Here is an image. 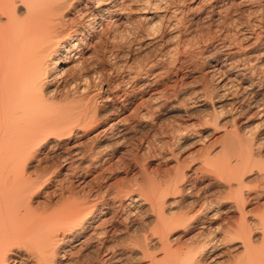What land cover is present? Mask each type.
Listing matches in <instances>:
<instances>
[{
    "label": "bare ground",
    "instance_id": "obj_1",
    "mask_svg": "<svg viewBox=\"0 0 264 264\" xmlns=\"http://www.w3.org/2000/svg\"><path fill=\"white\" fill-rule=\"evenodd\" d=\"M237 1H228L224 9L242 8L256 0ZM159 2L0 0V264H121L120 259L127 258L124 253L134 246L145 264H264V207L255 206L254 212L251 209L255 207H249L253 204L245 203L264 194L244 190L249 170L258 168L254 175H262L264 183V162L256 159L260 155L257 136L245 139L236 129L232 130L234 135L231 130L224 131L234 139L227 136L225 142L230 144L221 145V152L213 159L206 154L204 166H200L208 168H203L208 171V184L227 191L234 202L225 197L215 208L204 211L200 204L190 217H168L164 202L168 195L176 204L184 202L186 192L194 191V186L184 182L189 173H182L157 193L154 190L145 195L132 196L122 189L108 188L81 193L73 190L74 185L86 184L88 173L98 172L99 176L106 170L115 146L148 127L145 124L152 119V110L176 99L177 82L183 78L178 71L190 59L193 43L203 45L199 56L207 62L210 77L216 82L203 86L201 93L189 92L193 96L187 100L200 104L196 107L209 103L214 122L227 112L235 126L236 119L251 108L264 122V50L245 53L247 47L264 43V33L244 28L239 37L232 36L217 25L225 15L220 16V0H211L202 19L218 33L213 47L207 49L212 42L209 39L198 42L190 35L193 39L182 41L179 34L170 37L176 38L174 44H168L163 32H150L160 24L173 27V19L181 11L167 12ZM127 35L132 36L133 50L154 47L158 55L135 63L128 48L125 53L113 50L120 41L126 43L121 39ZM185 51H189L188 57H182ZM167 61H172V68L165 67ZM136 99H141L143 107L140 113L134 111V119H138L133 127L137 131L129 124L130 119L116 118L94 134L88 150L76 145L74 138L79 132L84 134L104 117L118 116ZM113 101H118L117 106H112ZM185 131L177 129V141L188 140ZM260 136L264 138V129ZM204 140L205 136L196 142ZM47 161H55L53 167L42 168ZM51 183L61 188L57 206H34L35 195ZM143 209L156 213L151 229L154 238H141L134 246L116 245L115 225L139 216ZM188 235L200 240L182 250L181 241ZM231 252L237 255L229 257Z\"/></svg>",
    "mask_w": 264,
    "mask_h": 264
},
{
    "label": "rangeland",
    "instance_id": "obj_2",
    "mask_svg": "<svg viewBox=\"0 0 264 264\" xmlns=\"http://www.w3.org/2000/svg\"><path fill=\"white\" fill-rule=\"evenodd\" d=\"M150 1L152 3V1L155 0H150ZM159 1L163 2L161 3V5H164L165 9L167 8L166 9L167 12H171V10L177 8L176 10L181 11V13L176 12L177 14L173 20H175L177 23L175 21H174L175 23L173 22L175 25L171 27L172 29L165 28L163 25L160 24L161 26L160 25L157 26L158 27L160 26L161 28L160 27L158 28L156 26L157 28L155 27V30H152L151 32L149 31L150 33L153 32L154 34L153 33L152 34L155 35V32L156 33L158 32V34L159 32H163L164 36L163 35L162 36L164 37V41L169 42L168 44L175 43L176 38H170V37L175 36L176 34H179L180 38H182V41H184L185 38L186 39L188 38V40L193 39L190 38L193 35V37L194 38L196 37L197 40L199 39L203 41L209 39V42L211 41L212 42L209 44V47H207V49H211L213 47L211 46L212 43L214 44L215 41L219 38L218 33L214 31L215 26H212V28L210 27L211 28L210 29L208 24L204 22L206 20L202 19L204 18L205 14L208 13L209 11L208 8L210 5L208 4L211 3L210 2L211 0L210 1L208 0L210 3L209 2L207 3V0L206 2L205 0H203L204 2L202 0H159ZM228 1L232 2L233 4L234 3L237 4L236 2H238L237 0H232V1L220 0V2L217 4L219 6L221 4L220 7H222V10L220 11V16L222 17L224 14L225 15L222 17L224 18L223 20L220 17L221 18L220 20L224 23L222 24V22L220 21V23L217 24L218 26L220 24L221 25L220 27H225L228 31H230L232 36L235 35L234 37L236 36L239 37L240 34L239 31L243 30L244 28L250 31H254V33L257 32L261 33V31L264 33L263 31L264 30V0H256L254 1L253 4H250L248 6H243L242 8H240L241 6L236 7L234 5L237 9L235 7H231L232 9H230V7L229 8L225 7L224 9V6H226L225 4H227ZM198 2L201 3L202 7ZM178 8L181 9L179 10ZM130 18L132 19V22L135 24L134 15L131 14ZM130 27L132 28L133 26ZM157 29H159L160 31ZM167 29L170 30L168 31ZM130 37L132 36L129 35L128 37H125L124 40L121 39L122 41H124V43L126 42L125 44H123V42L120 43L121 41L119 42L118 40L119 42L118 45L121 44V46L118 45L113 46V50L116 49L115 51L119 53H125V51H128L129 49L128 53L131 51L129 55L133 57L132 59L133 62L135 63L143 62L147 60L148 57H149L148 60L154 59L158 55L156 54L158 53V51L154 47L146 48L143 46L144 48H141L139 51L133 50L132 49L133 43L130 41L132 40V38ZM118 42L116 41L115 43L117 44ZM122 44L124 46H122ZM128 44H130V47ZM193 44H191L192 46L190 52L188 51L189 54H191L190 59H187V62H185V64L183 65L184 67H180L182 70L179 69L178 71V75H183V78L181 81L177 82L178 89H176L175 91L177 92L176 93L177 97L174 96L176 99L168 100L170 103L168 102L167 106L158 109L159 111L152 110V115H151L152 117H150V119L151 118L152 119L150 121H148L149 119H147L148 122L145 124L148 127L142 128L141 131L136 132V135H133L134 133H132V135L128 137L129 139L126 138L123 142L117 144L109 160L110 165L108 164L107 166L104 167V168L107 167L106 170L105 171L102 170V173H100L99 176L97 175L98 172L96 173L91 172V174L88 173L85 178L86 184L74 185L73 187L74 192L81 193L80 191L83 190L86 191L87 189L89 190L91 189L93 190V192L97 190L105 191V189L108 188L110 190L122 189L126 193H129L132 196L138 195V193L145 195L146 193L147 194L148 193L150 194L152 192L157 193L156 190L158 188H163L166 185V183L169 184L170 182H174L178 178V176L182 175V173H184L183 175L189 173V175L191 176L186 178L184 182L186 184H190L194 186L193 187L194 191L190 193L189 191L188 193L186 192L187 198L184 202L180 201L181 203H177V204L174 203L175 200L173 199V197H171L172 195L165 196L164 202L166 206L165 208L168 209V211L170 212L167 215L168 217L171 218L172 216L178 214L187 215L188 217H190L195 214L200 204L202 206L203 205L205 206V207L203 206L204 207L203 211L207 210V208L213 209L216 207L217 201L225 197L226 198L229 197V193L227 191L221 192V190L219 191L216 187H213L208 184V181L205 178L207 174L206 172L208 171L207 170L204 171V169H208V168H204L203 167L204 162H202L204 159L207 158L205 157L206 154H208V156L210 154L211 158L217 157L216 155H218L221 152L220 150H222L221 148H223L221 145L225 146L226 144L227 145L230 144L229 140L225 142V140L228 137L234 139V137H230V135L228 134H227L228 137L224 135L225 130L232 131L236 129L237 135L242 137L245 136L244 137L245 139H249L254 136H257V141L260 143V146L258 147L260 155L257 156L256 159L260 162H264V138L260 136L261 130L264 129V122H262L261 119H259V117L255 113L256 112L255 109L253 108L248 109L247 112L242 117L236 119L235 126H233V124L229 122L230 121L229 113L224 112L220 114V116L218 115L216 122H214L212 116V110L210 107L211 105L209 103L206 105L207 107L206 106L196 107V105L198 106L200 104H193L191 103L192 102L191 100L190 101L187 100L193 96L190 95L191 92L201 93L200 91L203 89V86H207V85L209 86L212 84L214 85V83L216 82L214 80L215 77L213 79L210 77V73H209L210 69L208 68L209 66L207 65V62L204 59H201V57L199 56V53L202 51L203 45L200 44L193 45ZM116 47H118L119 49ZM247 48L249 50H245V53H249V52L251 54L261 53L264 50V43L260 42L257 43V45L253 46L252 48L251 47H247ZM188 52L185 51L184 53L185 55L182 54L183 55L182 57L187 56ZM170 62L167 61V63L165 64L166 65L165 67L168 69L173 67L172 61ZM170 64L172 66H170ZM170 83L167 82L166 85H171L172 83L171 84ZM162 85L163 87L165 86L164 83L160 84L159 86L160 89L163 88ZM172 95L170 98H174L172 97ZM261 95H263L262 99L264 101V89L262 90ZM117 102L118 101H113L111 103L112 106L114 105L117 106L118 104ZM140 103H141V99H136L135 101L132 102L131 105H127L125 110L117 114L118 116L112 114L107 116L106 118L104 117L105 119L103 118L102 121L94 124L89 130L84 132V134L79 132L80 134H77V136L74 138V142L79 148L82 147L81 149L88 150L93 145L92 140L95 137L94 134L98 133V131H100L101 128L103 129L104 127H106L105 125L107 123H110L113 119L116 120V118L119 120H123V119L125 120V118L130 119L128 120V122H131L129 124H131V127L133 126L135 127L136 125L134 123L137 122L136 119H138V118L134 119L135 113L136 112L140 113L142 111L141 108H143L140 105ZM112 106L110 105V107ZM103 109L104 111H107L106 107L105 108L103 107ZM153 112L155 113L153 114ZM132 118L136 121H133ZM134 127L133 130L137 131L136 130L137 128L135 129ZM149 128L151 129L152 132L150 131ZM177 129L178 131L186 130L185 132L188 135L187 138L188 140L186 139L187 141H183V140L177 141L176 139ZM177 134L179 136V133ZM204 136H205L204 142L202 143H200V141L196 142V140H199V138ZM231 139L230 141L232 142L233 140ZM222 141H224L223 142L224 144H222ZM183 142H185L186 145H184ZM206 151L209 153H207ZM54 163L55 161L54 162L47 161V163L45 162L42 163L41 166L42 168L50 169L51 167H53ZM200 164H202L203 166H200ZM257 169L255 168L249 170L250 173L247 172L248 175L246 177L247 183L245 182L246 185L244 187V190L249 191L252 194L261 193V195H263L264 194V188H263L264 183L262 179L263 177H261L262 175L260 177L258 176L255 177L256 175H254L258 171ZM252 177L253 179L251 180ZM59 187H60L59 185H56L54 183H51L50 185L46 186L41 192L37 193L38 195L37 194L35 195L34 201L36 202L34 206L49 205L48 207L50 208L52 207L51 209H54L53 208L54 204L55 206H57L56 203H59V201L61 200V196L59 195L60 194L59 190L61 188ZM257 198H252L257 200H252V199L250 200L249 198L248 200L245 201V203L248 202L247 205L253 204L249 206L250 208L255 206L258 207V205H260V207H264V196L263 198L261 196ZM227 201L232 203L234 202V199L233 197H229ZM256 207L251 210L256 212L255 211ZM258 211H261V208ZM155 215L156 213L154 211L152 212L151 209L150 210L143 209L142 212H140L139 216L137 217L135 216L134 218H131L128 221L119 222L118 224H116L115 234L117 236L115 235L116 237H114V239L115 238L116 240L118 239L116 245H118L119 247H124L127 245V243H129L130 245L134 246L135 242L139 241L141 238L148 236V238L150 239L152 234L151 232L153 231L151 229H153V226L155 224L153 220L154 219L153 217H155ZM152 237L154 238V236ZM190 237L191 235H188L181 241L180 246L182 250H187L190 247L195 246V244L200 240V238L192 239ZM122 238H124L125 240ZM126 239L128 240V242L126 241ZM123 242L125 243L122 244ZM136 247L134 246L133 247L134 249L127 250V252L124 253L125 255L123 254L125 258L126 257L127 258L124 259L123 257L124 260L120 259L121 264H145V260L142 259V255L138 252V249L136 250ZM154 252H156V250H154ZM218 253L219 251L217 252V254ZM231 253L229 254L230 255L229 257H233V255H237L236 252H231ZM204 263L206 264V261ZM115 264H118V262Z\"/></svg>",
    "mask_w": 264,
    "mask_h": 264
}]
</instances>
